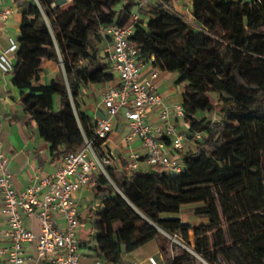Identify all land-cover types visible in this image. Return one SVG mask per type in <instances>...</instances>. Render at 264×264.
<instances>
[{"label":"trees","instance_id":"trees-1","mask_svg":"<svg viewBox=\"0 0 264 264\" xmlns=\"http://www.w3.org/2000/svg\"><path fill=\"white\" fill-rule=\"evenodd\" d=\"M14 2L22 18L11 83L53 158L85 139L113 156L77 100L82 88L113 78L102 28L134 22L129 38L139 61L175 73L183 87L185 138L193 142L179 150L183 171L126 170L123 159L118 177L112 166L107 176L92 174L90 237L79 248L91 251L94 262L121 264L138 246L163 238L157 228L188 231L174 214L193 205L194 215L208 221V228H193L197 252L214 246L227 264H264V0H187L191 22L172 5L144 0H71L62 13L56 0ZM44 60L59 65L48 83L40 82ZM207 91L216 101L200 97ZM212 111L218 119L197 115Z\"/></svg>","mask_w":264,"mask_h":264},{"label":"built area","instance_id":"built-area-1","mask_svg":"<svg viewBox=\"0 0 264 264\" xmlns=\"http://www.w3.org/2000/svg\"><path fill=\"white\" fill-rule=\"evenodd\" d=\"M144 2L173 10L168 0ZM2 3L3 0H0V20L6 19L9 13ZM177 13L184 20L192 21L189 13L188 16L180 11ZM136 19L137 15L134 14L133 21ZM133 23L125 26L108 25L100 30V34L108 38L104 51L113 78L117 81L102 93L104 116L96 120L95 138L106 140L113 129V119L123 112L130 130L126 141L130 144L137 137L141 149L128 150L124 168L137 170L143 168V164L159 165L165 172L179 173L183 171V165L178 153L183 149L186 140L184 130L189 122L184 118L180 102L167 105L156 91L158 69L153 67L146 75H142L143 63L139 61L138 50L129 38ZM16 49L17 42L11 41L8 48L2 51L0 65L5 71H11L13 64L8 60V53ZM153 109L158 111L157 118L161 122L155 126L147 120L149 111ZM196 135L199 137V133ZM112 155L105 150L100 155L94 149L93 141L85 139L82 146L62 156V164L53 172H40L34 176L31 185L15 189L0 142V211L5 217V226L0 229V264H27L25 245L31 242L36 244L37 261L84 264L80 260L78 246V233L84 226L79 219L78 193L87 185L92 174L102 172L107 176V166H111L115 160ZM32 217L39 223L38 233H34L27 225ZM161 232L167 238L172 237L167 231ZM160 260L162 254L158 252L155 257H149L148 262L158 264ZM93 264L108 263L96 261Z\"/></svg>","mask_w":264,"mask_h":264},{"label":"crops","instance_id":"crops-1","mask_svg":"<svg viewBox=\"0 0 264 264\" xmlns=\"http://www.w3.org/2000/svg\"><path fill=\"white\" fill-rule=\"evenodd\" d=\"M15 0H3L2 6L9 10L8 16L4 20H0V56L2 51L8 48L11 41H17L19 35V26L22 18L20 8L14 2ZM190 14V9L187 8ZM191 15V14H190ZM15 51L8 53V60L14 63ZM44 72L41 73L40 82L52 75H56L59 71V65L50 60L42 62ZM61 67V66H60ZM153 66L150 62L143 63L141 68L142 75H146ZM176 74L163 72L158 70V77L155 79L156 91L163 97L167 105L172 106L175 103L181 102L183 91L182 84L175 83ZM116 78L107 81L104 84H91L82 88L78 97L80 109L85 111L92 119H100L104 116V109L101 104L102 93L106 87L115 83ZM57 105V99H56ZM158 111L153 109L149 111L147 120L152 126L158 125L161 122L157 118ZM179 124L178 122H176ZM121 125L122 132L120 135L110 136L101 144V147H108L114 154V162L111 165L113 168H122V160L127 156L128 150H141L140 142L137 137H134L129 144L126 141V136L130 130L126 125L123 112H120L113 119V128ZM0 142L3 146V152L8 160V169L11 172L12 184L15 189H23L32 184L34 176L40 172H53L62 164V156L53 158L49 150V143L42 139L36 128L35 122L29 118L28 114L22 108L19 101V91L11 83V71H5L0 65ZM193 147V145H192ZM147 168L145 164L142 165ZM90 194V187L87 185L78 193V202L81 201L83 194ZM88 194V197H89ZM88 199V198H87ZM86 199V200H87ZM85 200V201H86ZM1 203V193H0ZM83 203L81 202V205ZM85 204V203H84ZM80 210L81 221L84 226L79 230L78 236L81 242H85L90 237V223L85 217L87 209L84 207ZM28 227L34 232H39V223L36 218L32 217L27 221ZM5 226V217L0 211V229ZM25 254L27 264H41L35 258L36 244L31 242L25 245ZM152 257V256H151ZM80 260L85 264L88 260L93 264L95 258L91 251L85 247L80 248ZM127 262L126 259L122 264ZM141 262V261H132ZM142 263V262H141ZM7 264V263H3Z\"/></svg>","mask_w":264,"mask_h":264},{"label":"rangeland","instance_id":"rangeland-1","mask_svg":"<svg viewBox=\"0 0 264 264\" xmlns=\"http://www.w3.org/2000/svg\"><path fill=\"white\" fill-rule=\"evenodd\" d=\"M56 3H53V7L59 6L60 13L64 12L67 8L71 6V0H56ZM169 4L172 5L175 9L184 13L185 16H188L187 8H191V3L187 2V0H170ZM92 19L95 16H86L84 19ZM55 77V75L47 77L44 82L48 83L51 78ZM202 99L210 97L212 100L216 101L217 95L211 91H207L205 93L199 94ZM54 108H56V96L53 98ZM197 115H205L207 118L210 119H218L219 116L216 114L215 111L212 112H203L197 113ZM122 132V127L119 125L117 129H112L110 132V136L120 135ZM193 142L190 140H186L183 143V150L191 148ZM115 177H118L122 171V168H114ZM87 186V185H86ZM85 188V187H84ZM83 188V189H84ZM88 192L83 194L81 201H79L80 210L84 207L87 208L88 201L91 199V190L88 197ZM88 198V199H87ZM87 199V200H86ZM86 200V201H85ZM81 202L83 203L81 205ZM233 206V205H232ZM195 206L188 205L182 207L180 211L174 216L179 217L182 223L188 224L191 228L188 231L184 230H177L173 233H169L172 237L167 238L165 237L161 229L157 228V230L161 233L162 237L154 238L146 243L138 246L135 248L126 258L127 261H141L142 263L149 264L148 260L149 257H155L158 252L162 254V260L158 262V264H227L226 260L224 259L220 248L210 246L209 251L207 253L201 254L196 251L195 249V235L193 228L194 227H201V228H208V221L205 218H198L193 213V208ZM227 224L224 223V227ZM175 234V235H174ZM206 235L211 240L210 232L207 230ZM162 247L164 250H162ZM123 263V262H122ZM121 263V264H122ZM85 264H90L88 260L85 261Z\"/></svg>","mask_w":264,"mask_h":264},{"label":"water","instance_id":"water-1","mask_svg":"<svg viewBox=\"0 0 264 264\" xmlns=\"http://www.w3.org/2000/svg\"><path fill=\"white\" fill-rule=\"evenodd\" d=\"M56 3V5H57V2H55Z\"/></svg>","mask_w":264,"mask_h":264}]
</instances>
